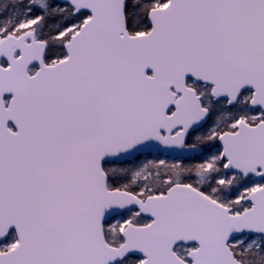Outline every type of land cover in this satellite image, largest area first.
<instances>
[{"label": "snow or ice", "instance_id": "1", "mask_svg": "<svg viewBox=\"0 0 264 264\" xmlns=\"http://www.w3.org/2000/svg\"><path fill=\"white\" fill-rule=\"evenodd\" d=\"M0 264H264V0H0Z\"/></svg>", "mask_w": 264, "mask_h": 264}]
</instances>
